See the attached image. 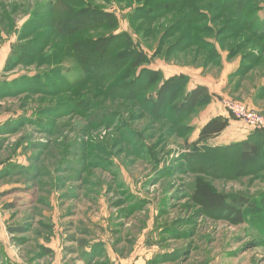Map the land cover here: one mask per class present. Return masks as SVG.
Instances as JSON below:
<instances>
[{
    "label": "rangeland",
    "instance_id": "obj_1",
    "mask_svg": "<svg viewBox=\"0 0 264 264\" xmlns=\"http://www.w3.org/2000/svg\"><path fill=\"white\" fill-rule=\"evenodd\" d=\"M93 1L101 9L116 15L118 25L115 33L128 32L137 48L149 56L150 61L144 65L145 68L160 70L164 79L182 73L189 77L190 85L207 84L215 110L208 109L210 103L191 117L190 123L194 130L186 143L184 138L176 135L164 140L166 144L157 143L162 131V122L152 120L140 108L135 109L133 116H136L131 117V105L128 104L132 102L128 103L124 95H118L115 99L109 98L101 109L118 112L113 124L93 129L87 134L77 136V130L62 128L53 135L40 130V125L29 123L10 134L0 135V170L5 161L28 164L30 156L37 155V165L45 167L49 172V175L46 173L45 176H40L35 180L37 183L33 184L26 183L22 176H9L0 181V264H45L44 261L55 257L54 252L48 255L49 258L43 255L40 243L45 239H54L56 245L63 244L64 248L67 240H75L79 248L97 240L98 243L109 244L111 255H118L119 258H123L127 253L129 258L135 256L137 260L141 253L152 254L151 259H160V263L153 264H264V217L252 219V214H248L246 223L233 224L227 219H215L204 212L201 213L191 199V185L196 174L195 171L189 170V161L199 162L190 158L192 153H204L205 146L213 149L219 145L237 143L254 131L255 128L236 118L233 111L227 107V102L242 103L264 116V64L244 75H235L242 65L241 57H228L227 50L221 49L219 45V65H203V61L208 57L203 53H200L199 59L194 57L195 54L186 53L175 54L169 59L158 56L156 52L160 42L159 35L154 33L153 36L150 32L148 34L149 23L133 24L130 19L134 11H137L136 1ZM160 1L173 3L171 0H151L152 3ZM190 1L177 0L171 5L174 9L176 7V13H168V16L159 19L152 26L158 28V31L166 28L176 21L178 10L190 11ZM49 2L52 6L55 5L57 12L52 17L41 15L38 18L49 19L51 22L54 17H60V10H64L61 5L56 6L57 0H0V95L6 88L7 81L14 78L23 80L26 75L48 68L46 65L39 68L37 64H32L21 65L11 72L3 70L7 55L14 43L18 42L19 34L30 35L29 27L25 23L33 11L40 14L47 9ZM145 4L142 3L143 8ZM256 5H259L261 10L252 12V15L264 17V0H256ZM112 30L98 26L86 33L103 36L113 32ZM60 41L65 42L63 38L56 36L53 44ZM169 41L162 42L164 50ZM66 46V43H59L56 48L53 46L54 54L58 57L66 54ZM70 61L71 59H66L65 64L70 65ZM116 79L106 77L99 83H103L106 92L116 83ZM46 81L52 83L51 78ZM161 81L157 80L148 94L155 96ZM85 86V92L89 88L93 91L99 87L97 81L90 79ZM109 93L112 94L111 91ZM99 95V98H96L95 94H91L90 98L102 100L104 93ZM51 97L50 93L0 96V127L23 114L33 117L36 121H54L53 118L35 116L33 113L35 107L51 105ZM113 100L114 102H111ZM79 112L80 110L71 114V125L78 129L89 121L88 117ZM214 114L229 120L228 131L205 142H197L198 130ZM71 115L65 118L66 122ZM168 116H173L172 112L168 111ZM124 119L129 122L130 130L140 131L141 135L146 137L147 144L157 143L156 148H152L151 156H134V161L128 162L127 152L121 149L130 150L132 143L124 144L117 139L119 133L115 131ZM169 120L171 119L166 123H169ZM72 139L96 143L99 141L108 145L113 152L111 158L118 167L122 182L118 185L117 178H113L104 165L89 168L86 173L73 170L57 173L59 161H64L65 158L76 161L80 158L74 144L78 141ZM35 143L49 144V148L47 146L45 149H39ZM261 143L262 140L259 143V151L262 153L264 145ZM155 150L161 152L157 154ZM239 150L241 147H232L224 161L214 167L210 166L211 168L205 171L206 177L217 190L229 197H248L264 209V158L246 165L239 160ZM165 166L172 168L168 171L171 172L168 177L164 175ZM204 167L206 168V165ZM248 167L253 170L248 171ZM180 168L185 172H181ZM60 175H63L64 180H59ZM25 185H30L32 189L24 191V188H20ZM16 187L19 190L3 196ZM9 203H14L15 206L8 208ZM28 223L31 226H28ZM23 225L29 228L28 232L12 234L9 231V227ZM104 251L106 253V250ZM15 258L18 261H15ZM106 261L110 262L107 253L99 257L97 263L106 264ZM51 262L52 260L49 263Z\"/></svg>",
    "mask_w": 264,
    "mask_h": 264
},
{
    "label": "trees",
    "instance_id": "obj_2",
    "mask_svg": "<svg viewBox=\"0 0 264 264\" xmlns=\"http://www.w3.org/2000/svg\"><path fill=\"white\" fill-rule=\"evenodd\" d=\"M131 1L137 2V11H134L133 16L130 17L133 24L135 22L149 23L148 34L150 32L153 36L154 33L159 35L160 42L156 52L158 56L169 59L175 54L186 53L187 55L195 54L194 57L199 59L200 53H203L204 56L205 54L208 56L203 61V65L208 66L220 62L221 55L217 47L219 45L221 49L227 50L228 57H241L242 65L235 75H244L264 64V17L252 15V12L257 13L261 10L258 8L259 5L255 6L256 0H191L190 11L187 9V11L185 9L178 10L176 21L159 31L152 24L168 16V13H176L174 11L176 7L174 9L171 5L177 0H171L170 2H173L171 4L162 1L152 3L151 0ZM57 3L59 5L56 6L61 5L64 10H60V17L57 19L54 17L51 22L48 21L49 19L38 17L41 15L52 17L57 12V9L54 8L55 5L52 6L50 3L47 9L40 14L33 11L25 23L29 27L30 35L19 34L18 42L14 43L7 55L3 70L11 72L21 65L32 64H37L39 68L46 65L48 68L26 75L23 80L14 78L7 81L8 84L0 95L4 97L24 93L35 95L50 93L53 98L51 105L35 107L33 113L35 116L53 118L54 121L45 122L38 119L36 121L33 117H26L23 114L14 120L5 122L0 127V135L10 134L29 123L38 124L40 130L48 131L53 135L56 131H61L62 128L77 130V136L87 134L93 129L113 124L118 112L101 109L105 107L104 103L109 98L115 99L118 95H124L128 103L132 102L128 104L131 105V117H135L136 115L133 116L135 109L140 108L152 120L162 122V127L160 126L162 131H160V139L156 141L157 143H162L173 135L184 138V143H186L194 130L190 123L191 117L212 101L213 97L209 88L203 84L190 85L189 77L186 74H174L164 79L160 70L145 68L144 65L150 61L149 56L137 48L128 32L115 33V28L118 25L116 15L101 9L93 0H57ZM142 3L143 5L146 3L144 8ZM93 26L112 28L113 32L103 36L86 33L93 29ZM56 36L63 38L65 42L60 41L53 44ZM164 40H171L165 46V50L162 46ZM59 43L67 44L64 47L67 53L58 57L53 52V46L56 48ZM252 48H254L253 51ZM111 56L113 57L111 58ZM66 59H71L70 65L65 64ZM106 77L117 79L116 83L112 84L111 88L105 92L103 83L100 85L99 81ZM47 78L52 79L51 85L46 81ZM89 79L97 81L99 87L93 91L89 88L85 92V84ZM157 80L163 81H161L155 96H152L148 92ZM262 90L264 91V85ZM110 91L112 94L109 93ZM100 93H104L102 100L96 101L97 99L90 98L91 94H95L96 98H99ZM78 110H80L79 114L89 118L87 125H81L79 129L71 125V121L73 122L71 114L78 113ZM168 111L172 112L173 116L169 117ZM69 115H71L69 121L66 122L65 118H68ZM169 118L171 120L166 123ZM228 125L229 120L226 118L217 116L210 119L201 127L197 142H205L220 135ZM118 126L115 130L117 134L119 133L117 139H120L124 144L132 143L130 150L121 149L127 152L129 163L134 161V156L137 158L151 156L152 148H156V142L151 144L153 146L151 147L146 143V137L142 136L140 131L130 130L129 122L125 119ZM120 127L121 129H118ZM72 140L78 141L74 144L80 158L76 161L66 158L64 161H59L57 171L55 170L57 173L62 174L70 170L86 173L89 168L94 169L104 165L105 170L111 173L113 178H117L118 185L122 182L118 167L111 158L113 152L108 145L99 141L96 143L88 140ZM261 140V145H264V128H255L246 138L237 143L219 145L213 149L205 146L204 153H199L200 151L192 153L190 158H195L199 162L189 161L190 172L195 171L196 174L191 185V199L201 213L204 212L215 219H227L233 224L246 223L248 214H252V219L264 217L263 206L257 205L256 201L242 195L229 197L217 190L205 174L210 166L214 167L224 161L228 151L234 146L241 147L239 160L243 164L250 165L252 162H259L264 158V147L262 153L259 151ZM164 143L166 144V142ZM35 145L39 149H45L47 146L49 148V144L35 143ZM155 151L157 154L161 152L160 150ZM117 154L119 153L117 152ZM37 160V155H31L28 164L3 162L4 167L0 170V181L9 176H22L26 183H37L35 180H38L40 176H45L46 173L49 175L45 167L37 165ZM247 169L248 171L253 170L250 167ZM171 170L172 168L166 167L164 175L168 177L171 173L168 171ZM181 172L185 171L182 169ZM59 180H64L63 175H60ZM113 181L115 180L113 179ZM20 188H24V191L32 189L30 185ZM11 190L4 193L3 196L14 193L19 188ZM14 206V203L8 204V208ZM27 225L31 226L29 223ZM28 230L29 228L25 225L9 227L12 234H22ZM148 243L151 244L149 241ZM47 253L50 251L44 249L43 255ZM156 262L160 263V259L153 258L148 264Z\"/></svg>",
    "mask_w": 264,
    "mask_h": 264
},
{
    "label": "crops",
    "instance_id": "obj_3",
    "mask_svg": "<svg viewBox=\"0 0 264 264\" xmlns=\"http://www.w3.org/2000/svg\"><path fill=\"white\" fill-rule=\"evenodd\" d=\"M198 84H203V85L208 86L205 83H198ZM212 104L213 102L211 103V106L208 109L215 110L213 106L214 104L213 105ZM217 116H218L217 114H214L210 118H208L207 121ZM206 122H204V124ZM200 129L198 130V133ZM227 131L228 129L226 128V130L223 131L220 135L224 134ZM198 133H197V136H198ZM1 224H2V220L0 219V227H1ZM53 241L54 239L50 241L45 239L44 242L40 243L42 245L41 246L42 251H44V249H48L50 251V253L45 254L46 255L45 258L47 257L49 258L50 256L48 255L52 254V252H54L55 254V257H53V259L49 258L50 261L52 260L51 263H49L50 261L45 262L44 261L45 258H44L43 261L45 264H98L97 262L99 260V257L105 255L106 253H107V257L110 260V262L106 261V264H146V262L152 258L151 257L152 254L145 255L144 253H141L142 255L137 260H135V256H131L129 258L127 253L125 254V256H123V258H119L118 255L112 256L111 251H110L111 249L108 247L109 244L106 243V245H104L102 243H98L99 241L97 242V240H93L87 244H84L83 248L82 247L79 248L75 240H69V242L67 240L65 244L66 248H64L63 244L56 245ZM6 248L8 250V247ZM104 250H106V253ZM15 261H18V260L15 258ZM100 261H101V258H100Z\"/></svg>",
    "mask_w": 264,
    "mask_h": 264
},
{
    "label": "built area",
    "instance_id": "obj_4",
    "mask_svg": "<svg viewBox=\"0 0 264 264\" xmlns=\"http://www.w3.org/2000/svg\"><path fill=\"white\" fill-rule=\"evenodd\" d=\"M227 107L233 111L236 118L240 121H244L250 127L264 128V116L258 112L251 110L246 105L237 102H227Z\"/></svg>",
    "mask_w": 264,
    "mask_h": 264
}]
</instances>
